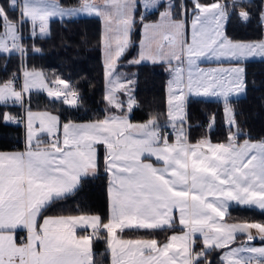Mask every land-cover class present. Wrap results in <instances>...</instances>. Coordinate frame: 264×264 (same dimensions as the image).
I'll return each mask as SVG.
<instances>
[{"label": "snow or ice", "instance_id": "1", "mask_svg": "<svg viewBox=\"0 0 264 264\" xmlns=\"http://www.w3.org/2000/svg\"><path fill=\"white\" fill-rule=\"evenodd\" d=\"M251 0H79L63 7L59 0H9L0 6V57L17 55L20 77L13 74L0 83V104H25L32 91L46 92L65 105L78 106L79 94L68 81L57 76L51 85L43 71L29 70L24 27L30 25L32 52H41L35 39L50 35V18L96 16L103 22L101 45L104 54L105 95L108 113L88 123H63L48 112L25 109V117L10 113L2 116L5 125H25V151L0 152V264H97L94 240L103 239L111 264H213L212 254L223 252L219 264H264V222H226L231 204L264 211V140L238 143L242 134L230 98L246 92L244 63L264 58V39L237 41L225 33V24L235 8L242 22L250 19L245 5ZM145 39L141 41L139 64L167 63V127L175 141L151 116L143 123H132L130 114L137 106L132 94L135 81L117 71L120 58L131 45L135 12ZM163 8V11L160 9ZM9 9L19 15L12 18ZM159 12V21L143 23L146 14ZM192 38L184 39L187 27ZM264 25V10L260 12ZM200 58L236 61L229 68L203 69ZM173 61L176 65L173 66ZM19 83V87H17ZM119 93L127 96L120 99ZM216 97L224 105L228 127L226 142L212 143L204 138L188 141L184 128L188 95ZM125 103L127 111H125ZM116 109L119 114L112 113ZM39 124L37 127L36 124ZM215 116L210 118L209 130ZM179 125V127H178ZM235 129V131H233ZM42 134L49 138L41 139ZM97 145H103L104 173L108 177L109 216L81 214L39 217L58 200L74 195L82 182L95 178L101 168ZM154 157L158 166L145 162ZM179 213L182 234L171 235L159 244L156 239H123L125 229L164 230L175 226ZM17 229L26 232L19 241ZM84 230L78 235L77 230ZM91 229V232H88ZM254 230V232H253ZM199 234L201 244L197 251ZM238 235L245 240L236 244Z\"/></svg>", "mask_w": 264, "mask_h": 264}, {"label": "trees", "instance_id": "2", "mask_svg": "<svg viewBox=\"0 0 264 264\" xmlns=\"http://www.w3.org/2000/svg\"><path fill=\"white\" fill-rule=\"evenodd\" d=\"M62 3H75V0H60ZM210 0H201L206 2ZM1 5L9 8V0H0ZM179 0H177V4ZM264 0H251L245 5L250 12V19L242 22L238 17L240 7L235 8L225 24V32L234 40L260 39L263 35V25L260 23V12ZM140 8L136 10V23L132 31L131 45L120 58L118 68L134 76V97L137 106L130 114L132 120H146L157 116L158 123L166 121V64L142 61L131 64L129 61L137 57L138 40L140 36ZM157 12L147 13L145 19H151ZM8 15L17 18V10L9 9ZM50 35L44 39L37 38L34 43L41 52H32L30 25L24 27V44L28 48L26 65L41 69L51 83L57 76L68 81L79 94L76 107L65 105L61 100L49 98L46 92L32 91L24 97L25 104H0V151L22 146L23 124L5 125L2 120L4 113L20 116L25 107L31 109H48L57 113L61 121L86 120L101 118L105 113L104 100V63L101 52V19L96 16L80 15L73 18H51L49 22ZM246 69V92L230 98L235 118L239 124L241 135L238 139L264 140V58H253L244 63ZM21 60L17 55L9 58L0 57V82L9 79L13 73L19 72ZM188 137L190 140L210 137L212 140H225L228 137V127L224 121L223 103L218 98H206L189 95L186 102ZM215 116L214 127L209 130L210 118ZM207 120V123L204 121ZM105 149L99 146L98 159L100 171L95 178L85 179L79 190L72 196L58 200L49 205L43 213H97L105 221L108 217V177L104 173ZM226 219L264 221V211L255 207L249 208L231 204ZM176 225L164 230L125 229L123 234L129 236H154L164 239L171 231L180 229ZM244 235H238L237 242L243 241ZM256 242H262L259 238ZM202 244L197 243V248ZM93 251L97 264L108 261V251L103 239L94 240ZM221 251L212 254L213 264H219Z\"/></svg>", "mask_w": 264, "mask_h": 264}, {"label": "crops", "instance_id": "3", "mask_svg": "<svg viewBox=\"0 0 264 264\" xmlns=\"http://www.w3.org/2000/svg\"><path fill=\"white\" fill-rule=\"evenodd\" d=\"M97 2L99 3V2H101V0H97ZM213 2H214V0H210V1L202 2V3L210 4V3H213ZM59 3H60L61 6H63V7H73V6H77V5L79 4V2H78V3L75 2V3H66V4H64V3H62L60 0H59ZM163 10H164L163 8L160 9V11H163ZM262 10H264V4H263V8H262ZM142 11H143V9L140 8V13H141ZM139 15H140V14H139ZM135 18H136V12H135ZM50 19H51V18H50ZM100 19H101V18H100ZM158 21H159V12H157V14H156V16H155L154 18H151V19H144L143 23H156V22H158ZM102 34H103V22H102V20H101V36H102ZM227 36H228V35H227ZM131 37H132V34H131ZM191 38H192V33H191V27H190V22H189V26L187 27V29H186V31H185L184 39H186V40L190 43V42H191ZM143 39H145V37H144V35H143V25H142V23H141V21H140V36H139V40H138V49H137V57H136V59H139V54H140V51H141L140 44H141V41H142ZM260 39H264V25H263V35H262V38H260ZM233 40H234V39H233ZM238 41H249V40H238ZM101 52H102V60H103V63H104V54H103V48H102V45H101ZM145 61H148V60H145ZM235 63H237V62H235V61H231V60H228V59H225V58H221V59H219V60H216V59H207V58H200V59L197 61L198 66H199L200 68H203V69H206V70H207V69H215V68H229V67H233V66H235V65H236ZM165 64H166V69H168V68H169V65H168L167 63H165ZM175 65H176V62L173 61V66H175ZM104 71H105V69H104ZM117 71H118L119 73H124V74L127 76L128 79H132V80H134V76L131 75V74H128V73L125 72L123 69L118 68ZM170 77H171V74H170V72L167 70V75H166V85H165L167 112H168V104H167V101H168V95H169V91H168V82H169V80H170ZM133 88H134V85H133ZM132 94H133V96H134V92H133V90H132ZM104 95H105V75H104ZM189 95H190V94H189ZM189 95H188V96H189ZM119 96H120V99H121L122 101H125V102H126V97H127V96H125L123 93H119ZM188 96H187V98H188ZM201 97H203V96H201ZM233 97H234V96H233ZM206 98H216V97H206ZM186 102H187V99H186ZM105 103H106V101H105ZM107 107H108V106H107V104H106L105 110H106ZM25 109H26V108L23 109V112H22V114H21L20 116H16V117H21V118L25 117V115H26V113H25ZM32 111H34V112H48L49 114L58 117V115H57L56 112L51 111V110H48V109H32ZM110 111H111L112 113L119 114V113L117 112V110L114 109V108H113V109H110ZM125 111H127L126 103H125ZM185 111H186V114H187V109H186V107H185ZM107 114H108V113L105 111L104 115H103L101 118H97V119H86V120H68V121H72V122H75V123H88V122H92V121H95V120H98V119H103ZM13 116H14V115H13ZM58 118H59V117H58ZM147 120H148V119L137 121V120H132V119L130 118V121H131L132 123H143V122H145V121H147ZM68 121H61V120L59 119V122H60V131H59L58 135H59V138H60L61 143H62V140H63L62 125H63V123H66V122H68ZM22 124H23V123H22ZM186 124H188V121H187ZM186 124H184V128H185V130L187 131V134H188V125H186ZM36 125L39 126L38 122H37ZM166 125H167V113H166V121H165V124H164V128L167 127ZM161 126H163V125H161ZM178 127H179V125H178ZM168 138H169V142H170V143H172V142L175 141V135L173 134V132L168 133ZM41 139L44 140V141H47L49 138L47 137L46 134H42ZM201 139H204V138H200V139H196V140H190L189 137H188V141H189V143H191V144H195V143H197V142H198L199 140H201ZM224 141L226 142V140H223V141H221V142H224ZM99 146H102V147L104 148L103 145H97V146H96V147H97V156H98V149H99ZM25 147H26V145H25V125L23 124L22 146L19 147V148H12V149H7V150H1L0 152H16V151L23 152V151H25ZM104 149H105V148H104ZM145 162L153 163L154 166H158V165H157V162L155 161V158H154V157H146V158H145ZM107 187H108V184H107ZM81 214L99 215V214H97V213H71V214H64V213H43V215H41V216L39 217V221L42 223L44 217H56V216H61V215H63V216H68V215H81ZM108 216H109V200H108ZM107 220H108V217H107V219H106L104 222H107ZM175 224L181 226L180 223H179L178 212H177V218H176V223H175ZM88 232L90 233V232H91V229H88ZM176 232L182 233V226H181L180 229H178V230H174V232H172V233H176ZM77 234H78V235H83V234H85V233H84V230H82V229H78V230H77ZM120 234H123V232L120 233ZM123 235H124V234H123ZM25 236H26V232H25V231H23V230H21V229H17V230H16L15 238H16L17 241H19L21 238H23V237H25ZM197 238H198L197 243H200V244H201V238L199 237V234H197ZM199 238H200V239H199ZM104 264H107V262L104 263Z\"/></svg>", "mask_w": 264, "mask_h": 264}, {"label": "rangeland", "instance_id": "4", "mask_svg": "<svg viewBox=\"0 0 264 264\" xmlns=\"http://www.w3.org/2000/svg\"><path fill=\"white\" fill-rule=\"evenodd\" d=\"M229 2H230V0H229ZM0 6H2L1 5V2H0ZM241 10V9H240ZM226 33V32H225ZM227 35V34H226ZM255 40H261V39H254V40H249V41H255ZM238 41V40H237ZM236 62V61H235ZM236 64V63H235ZM28 69L29 70H32V69H35V70H40V71H42L41 69H39V68H30V67H28ZM19 72H21V68H20V71ZM16 73V72H15ZM15 73H13V74H15ZM20 74V73H19ZM20 80H21V82H22V74H20ZM170 79H171V77H170ZM8 79H6V80H4V81H2V82H0V83H3V82H5V81H7ZM47 83H49L48 81H46ZM50 85H51V83H49ZM17 87H19V84L17 85ZM126 101H127V97H126ZM232 106V105H231ZM25 108H28V107H25ZM233 108V107H232ZM32 110V109H31ZM34 112V111H33ZM166 113H167V105H166ZM223 115H224V121H225V114H224V105H223ZM226 123V122H225ZM227 125V124H226ZM37 126V125H36ZM38 127V126H37ZM233 131H235V129H233ZM205 138H207V139H210V141L212 142V143H221V141H223V140H219V141H217V140H212L210 137H205ZM245 139H248V138H244V139H238V143H243V141L245 140ZM225 140H227V139H225ZM250 140V142H253V143H256V142H260V141H262L263 139H249ZM225 142V141H224ZM174 216H175V223H176V218H177V212L176 213H174ZM178 217H179V213H178ZM225 220H226V222H228V223H233V222H244V221H248V222H264V221H258V220H238V221H231V220H228V219H226L225 218ZM172 232H174V231H171L164 239H162V240H158L156 237H154V236H129V235H123V234H120V233H118L123 239H156L157 241H158V243L159 244H163V243H166L167 241H168V238L171 236V235H180V234H182V233H179V232H176V233H172ZM253 232H254V230H253ZM196 239L198 240V238H197V236H196ZM200 239V238H199ZM246 239V237L244 236V240ZM241 242V241H240ZM240 242H237L235 245H233V246H239V244H240ZM251 244H252V246H255V247H260V246H264V241H262V242H256V241H252L251 242ZM223 254V252L221 253V255ZM107 264H111V256H110V253L108 252V261H107Z\"/></svg>", "mask_w": 264, "mask_h": 264}, {"label": "built area", "instance_id": "5", "mask_svg": "<svg viewBox=\"0 0 264 264\" xmlns=\"http://www.w3.org/2000/svg\"><path fill=\"white\" fill-rule=\"evenodd\" d=\"M75 2H79V0H75ZM21 74V72H16L15 74L18 76V77H20V74ZM21 78V77H20ZM20 82H21V80H20ZM19 84V83H18ZM205 123H207V120H205L204 121ZM186 125H188V124H186ZM164 131H166L167 133H170V132H173V130H172V128L171 127H165L164 128ZM197 251H199V248H197Z\"/></svg>", "mask_w": 264, "mask_h": 264}]
</instances>
